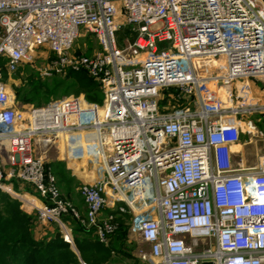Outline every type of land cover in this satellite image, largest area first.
Segmentation results:
<instances>
[{
    "label": "built area",
    "instance_id": "2783aa9c",
    "mask_svg": "<svg viewBox=\"0 0 264 264\" xmlns=\"http://www.w3.org/2000/svg\"><path fill=\"white\" fill-rule=\"evenodd\" d=\"M86 35L92 54L75 48ZM23 66L42 78L85 70L103 101L20 107L4 68ZM250 78H264L263 0H0V189L30 185L39 220L72 214L105 243L117 229L105 208L124 202L155 264H264V155L234 157L243 114L264 121V104L235 100ZM167 89L185 105L162 110ZM77 134L105 174L81 185L84 215L37 149Z\"/></svg>",
    "mask_w": 264,
    "mask_h": 264
},
{
    "label": "trees",
    "instance_id": "16d2710c",
    "mask_svg": "<svg viewBox=\"0 0 264 264\" xmlns=\"http://www.w3.org/2000/svg\"><path fill=\"white\" fill-rule=\"evenodd\" d=\"M130 33V27L124 28L122 34L120 33L121 39L123 36L129 35ZM120 43L122 44V40H120ZM164 46H166L165 42L160 44V47ZM17 71L27 73L25 77L27 79L24 78L25 81L16 87L15 92L13 91L15 100L20 107L30 104L38 105L43 99H50L59 93H62V95H67L69 93L84 94L89 101L98 104H101L103 101L104 92L101 85L85 70H68L65 73L49 77L47 82H43L42 80L44 78L40 77L37 72L30 67L23 66ZM4 76L6 80L9 79V74L5 68ZM49 79L54 80L49 83ZM170 93L174 94L176 97L170 98ZM163 94L167 99L160 100V107L162 110H174L185 105V101L177 97V93L174 89H167ZM48 166L52 169L54 168L51 163H48ZM59 172L63 174L60 169ZM55 174L57 176L56 172ZM13 184L14 187L18 189L20 182L14 181ZM23 189L31 191L32 193L34 192L32 187L28 184H26ZM122 206L126 207V204L121 202L117 207ZM106 212L107 215H113V221L116 222L117 218H115L113 210L109 209ZM21 217L24 219L25 216L20 210V202L10 193L0 189V242L6 241L10 243L11 241L19 240L20 230L18 226L25 223L26 220L24 219L23 222L16 221ZM62 221L71 224L73 241L80 252L81 258L86 264H97L98 258H96V256L102 254L106 255L104 259L105 262L112 261L113 254L118 252L117 245L125 243V241L119 243L117 239L119 237L118 233H120V236L123 238L127 234L128 227L126 226H120L118 231L116 229L108 242L105 243L100 241L99 238L93 234L92 229L87 228L78 219L73 217L72 214L64 215ZM74 227H76L81 234H76L74 232ZM46 237L42 239L32 238L30 241L27 240V247L22 253L20 251L15 252L14 249H12L11 253L1 246L0 264H11L8 263L5 255L8 252L9 256L12 257V260L17 264H80L78 256L71 247L69 241L61 236L58 238H56L55 235L51 238Z\"/></svg>",
    "mask_w": 264,
    "mask_h": 264
},
{
    "label": "rangeland",
    "instance_id": "374dc122",
    "mask_svg": "<svg viewBox=\"0 0 264 264\" xmlns=\"http://www.w3.org/2000/svg\"><path fill=\"white\" fill-rule=\"evenodd\" d=\"M122 34V31L120 32ZM75 48L78 52L83 54H92L95 52L99 47L97 42L93 37L90 35H86L79 40H77L75 44ZM213 71H217L215 68L212 69ZM27 73L25 72H16L12 74L9 77V82L12 84V91H16V87L21 85L25 80ZM52 77V76H51ZM49 78V77H48ZM48 78H45L42 80L43 82H47ZM27 79V78H25ZM49 83L52 82L54 79H49ZM244 83H248L246 88L248 89L247 93L241 92V96L237 97L235 100L236 102H240L244 104L246 107H257L261 104H264V78H250L248 80H241L240 82L237 81L233 84L232 90L234 95L237 96L238 94V88L243 87ZM242 84V85H241ZM76 96H84L81 94L76 93H69L67 95H62V93H59L55 97H51L50 99H43L41 103L38 105L49 103L57 100H62L64 98L69 97H76ZM170 98L176 97L174 94L170 93ZM104 98V96H103ZM87 99V98H86ZM166 96L162 94L160 100H166ZM36 101V102H40ZM87 101H89L87 99ZM91 102V101H89ZM96 103V102H94ZM98 104V103H97ZM31 105L24 106L26 108L31 107ZM179 105V104H178ZM177 105V106H178ZM37 106V105H33ZM172 107V106H171ZM248 120H252L253 124L255 126L254 129L249 125ZM241 125L243 126L244 132L242 133L241 139L239 144L235 147V153L234 157L237 160H244L245 164L248 166L257 165L259 162V158L264 155V121L261 120L260 113H254L251 116H247L246 114H243V117H241ZM247 122V124H246ZM71 136L74 133H69ZM84 135V134H83ZM91 135V134H89ZM93 135V134H92ZM79 134L75 135L74 139H70L68 136L58 137V138H52V142H49L47 146H40L38 145L37 149L42 150L45 152V158L48 163H51L54 167V170L57 173V179L60 188V192L62 196L66 193V190H70L71 188L77 189L78 186L81 185V183L74 181L77 180L76 174H83L84 178H87V183H95L97 181L93 179L94 175L103 173L101 168V160L99 158V155L96 153L95 150L90 149L87 147V141H83L84 137ZM95 137V136H94ZM2 156L4 158L7 157V151H2ZM70 166V167H68ZM59 169L63 174H60ZM80 171H83L82 173ZM103 175V174H102ZM105 177L103 175L102 177L98 178L97 180H101ZM63 181V182H61ZM76 182V183H75ZM17 192V191H15ZM124 199L129 201V197L124 196ZM65 198V197H64ZM125 209H122L121 207L115 206L112 210L115 215V218H117L115 224L117 226V231L120 226H126L127 234L123 237L120 236V233H118V242H124L117 245V251L116 254L119 255V257H122V260L125 261V264H150L152 262L155 264L154 260L149 256V247L147 244H145L141 238H139V235L132 231V223L134 222V215L129 212V207H124ZM74 232L76 234L79 233L74 227ZM54 236L53 233H50L48 237L51 238ZM108 256V255H107ZM143 256H145L143 258ZM98 258L97 264H105L106 262L104 259L106 258L105 254L96 256ZM150 259V262L148 261ZM152 259V260H151Z\"/></svg>",
    "mask_w": 264,
    "mask_h": 264
},
{
    "label": "crops",
    "instance_id": "0c3cea01",
    "mask_svg": "<svg viewBox=\"0 0 264 264\" xmlns=\"http://www.w3.org/2000/svg\"><path fill=\"white\" fill-rule=\"evenodd\" d=\"M68 167H70V166H68ZM80 172L82 173L83 171H80ZM102 174L105 175L104 172L94 175L93 179H95V180H92V181H98L97 179L102 177L103 176ZM76 176H77V180H74V181L81 183V185H83L84 183H87V181H91V180H87V178H84L83 174L82 175L76 174ZM61 182H63V181H61ZM58 184H60V182ZM25 185H26L25 183L20 182L19 188L16 189L14 187V184L11 183V188L14 191H12L10 188L7 189L8 192H12V193L17 191L16 193L18 195H16V194H11V195L20 202V210L22 211V213L25 216L24 219H26L25 223H22L20 226H18V228L20 230V232H19V236H20L19 240L20 241L14 240V241H11L10 243L6 242V241L0 242V247L2 246L3 248L7 249L11 253H12V249H14L15 252L20 251L22 253L23 250H25L27 247V243H28L27 240L30 241L32 238L42 239L43 237L48 236L50 233H54V235L56 237V234L58 232H61L60 236L71 243V247L76 252L78 259L80 261V264H86V262H84V260L81 258L80 252H79L78 248L76 247V245L73 241V232H72L71 224L68 222H63V221H62V224L57 223V222L45 224L41 220H39V218L37 216L36 209L31 202V200H32L31 198H34L36 203L39 202V199L32 197V196L36 195L34 192L32 193L31 191L24 190L23 188ZM81 185L78 186L77 189L71 188L70 190H66V193L63 195L67 200H69L80 211V213L82 215H84L86 213V206H85L84 199H83L81 192H80ZM120 200H124L122 196H121ZM118 205H119V203L117 204V206ZM114 207L115 206L107 207L104 211V214L107 215L106 211H108L109 209H113ZM19 219H21V220H19ZM19 219L16 221H18V222L24 221V219L22 217ZM60 236H58V237H60ZM58 237H56V238H58ZM145 244H147L149 247V256H150V246L148 243H145ZM5 255H6V258L8 260V263L17 264L15 261L12 260V257L9 256V252L6 253ZM112 258H113L112 261L106 262L105 264H125V261L122 260V257L120 258L119 255H117L116 253L113 254ZM148 261L150 262V259H148ZM150 264H153V263L150 262Z\"/></svg>",
    "mask_w": 264,
    "mask_h": 264
},
{
    "label": "water",
    "instance_id": "95a60500",
    "mask_svg": "<svg viewBox=\"0 0 264 264\" xmlns=\"http://www.w3.org/2000/svg\"><path fill=\"white\" fill-rule=\"evenodd\" d=\"M263 2H264V0H263ZM60 234H61V232H58L56 234V237L60 236ZM203 264H213V262L212 261H205Z\"/></svg>",
    "mask_w": 264,
    "mask_h": 264
},
{
    "label": "bare ground",
    "instance_id": "6f19581e",
    "mask_svg": "<svg viewBox=\"0 0 264 264\" xmlns=\"http://www.w3.org/2000/svg\"><path fill=\"white\" fill-rule=\"evenodd\" d=\"M123 195L126 196V197H128L126 194H121L122 197H123ZM123 199H124V197H123ZM124 200H125V199H124ZM129 200H130V198H129Z\"/></svg>",
    "mask_w": 264,
    "mask_h": 264
}]
</instances>
